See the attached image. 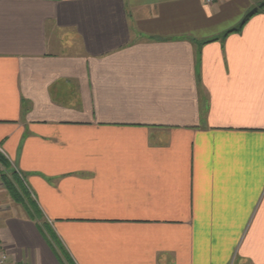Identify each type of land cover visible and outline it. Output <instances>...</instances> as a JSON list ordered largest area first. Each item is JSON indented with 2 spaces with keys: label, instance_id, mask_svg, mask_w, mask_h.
Returning <instances> with one entry per match:
<instances>
[{
  "label": "crops",
  "instance_id": "0c3cea01",
  "mask_svg": "<svg viewBox=\"0 0 264 264\" xmlns=\"http://www.w3.org/2000/svg\"><path fill=\"white\" fill-rule=\"evenodd\" d=\"M263 1L0 0L8 264H264Z\"/></svg>",
  "mask_w": 264,
  "mask_h": 264
},
{
  "label": "rangeland",
  "instance_id": "374dc122",
  "mask_svg": "<svg viewBox=\"0 0 264 264\" xmlns=\"http://www.w3.org/2000/svg\"><path fill=\"white\" fill-rule=\"evenodd\" d=\"M13 171L14 170L12 169V167L7 168L2 164H0V205H4V206L19 205L20 207L28 209L32 214L37 215L36 207L34 205V200L31 194L29 193L27 188L26 191L28 192L24 191V189L20 184V180L16 177V175H14ZM7 180L18 191V196L20 197L19 199L15 198L12 195L10 189L8 188ZM23 211L25 212V209ZM46 230L50 234L51 238L54 240L58 252L61 255H64V253H66L64 246L59 244L58 239L54 236L53 231L49 227L46 226Z\"/></svg>",
  "mask_w": 264,
  "mask_h": 264
},
{
  "label": "trees",
  "instance_id": "16d2710c",
  "mask_svg": "<svg viewBox=\"0 0 264 264\" xmlns=\"http://www.w3.org/2000/svg\"><path fill=\"white\" fill-rule=\"evenodd\" d=\"M264 8V7H263ZM262 8V9H263ZM256 12H258V11H256ZM256 12H254V13H251V14H248L245 18H244V20H243V22H241V24L237 27V28H235V29H231V30H229V31H227V33L226 34H229V33H231V32H233V31H236V30H238V29H240V28H242L243 27V25L246 23V21L250 18V16H252L253 14H255ZM0 164H2L3 166H5V167H12V165H11V163H10V161L0 152ZM13 173H14V175H16V177L20 180V184H21V186H22V188L24 189V191L25 192H28V191H26V186L23 184V181H22V179H21V177L17 174V172L16 171H13ZM4 177H5V175H4ZM7 184H8V188L10 189V191H11V193H12V195L15 197V198H20L19 196H18V191L14 188V186L10 183V182H8V180H7ZM38 214V213H37Z\"/></svg>",
  "mask_w": 264,
  "mask_h": 264
},
{
  "label": "built area",
  "instance_id": "2783aa9c",
  "mask_svg": "<svg viewBox=\"0 0 264 264\" xmlns=\"http://www.w3.org/2000/svg\"><path fill=\"white\" fill-rule=\"evenodd\" d=\"M207 1L212 2L214 0H207ZM0 152L3 153V155L5 154V152L1 147H0ZM9 260H10V254L0 244V264H8Z\"/></svg>",
  "mask_w": 264,
  "mask_h": 264
},
{
  "label": "water",
  "instance_id": "95a60500",
  "mask_svg": "<svg viewBox=\"0 0 264 264\" xmlns=\"http://www.w3.org/2000/svg\"><path fill=\"white\" fill-rule=\"evenodd\" d=\"M263 7H264V1L262 3H260L259 7L254 8L253 11H251L249 14L258 11L259 8H263Z\"/></svg>",
  "mask_w": 264,
  "mask_h": 264
}]
</instances>
